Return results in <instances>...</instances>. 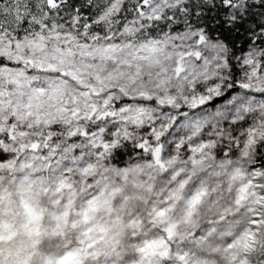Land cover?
I'll list each match as a JSON object with an SVG mask.
<instances>
[{
	"label": "snow or ice",
	"instance_id": "obj_1",
	"mask_svg": "<svg viewBox=\"0 0 264 264\" xmlns=\"http://www.w3.org/2000/svg\"><path fill=\"white\" fill-rule=\"evenodd\" d=\"M0 264H264V0H0Z\"/></svg>",
	"mask_w": 264,
	"mask_h": 264
}]
</instances>
